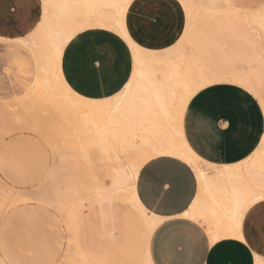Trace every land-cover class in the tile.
Here are the masks:
<instances>
[{
  "label": "bare ground",
  "instance_id": "obj_1",
  "mask_svg": "<svg viewBox=\"0 0 264 264\" xmlns=\"http://www.w3.org/2000/svg\"><path fill=\"white\" fill-rule=\"evenodd\" d=\"M42 2L45 7L36 28L29 38L18 39L30 50L36 63L34 81L20 102L32 100L34 108L44 117L47 114L52 117L61 147L57 148L59 161L49 175L50 181L39 185L35 195L60 214L68 228V249L59 264H94L78 245V232L87 209L107 201L125 202L139 207L150 231L153 230L155 223L142 208L136 193L138 173L149 159L161 152L171 153L190 163L199 180L210 174L185 140L184 112L192 96L209 81H240L244 87L253 89L250 82L253 64L264 52V6L255 11L241 10L227 7L230 4L226 0ZM143 2H149L152 9L163 15L178 12L176 15L183 20L184 27L176 45L161 49L137 39L131 14L133 7ZM221 16L242 21L254 35L255 52L248 70L230 77L208 72L191 58L188 49L195 26ZM91 26L110 28L123 37L126 32L127 38H124L134 53L130 86L106 100L78 95L62 73V55L69 42L66 38ZM34 108H30V113ZM244 163L253 169L248 174L264 172V139ZM243 199L231 198V211ZM3 202L0 201V212ZM216 203L219 202L216 200ZM200 208L203 205L190 215L203 219L199 214L205 208L202 211ZM220 233L235 234L227 226ZM0 264H4L1 258Z\"/></svg>",
  "mask_w": 264,
  "mask_h": 264
},
{
  "label": "crops",
  "instance_id": "obj_2",
  "mask_svg": "<svg viewBox=\"0 0 264 264\" xmlns=\"http://www.w3.org/2000/svg\"><path fill=\"white\" fill-rule=\"evenodd\" d=\"M226 1L241 10L255 11L264 6V0L255 7L241 0ZM18 4L19 1L14 0L16 7ZM8 5L7 0H0V23L3 27L9 24L21 37L20 16L17 11L11 14ZM177 13L163 15L156 8L152 9L149 2L136 4L132 9L131 22L136 29L137 39L161 49L176 45L184 27ZM149 23L152 25L151 31L145 27ZM74 36H79V39L66 44L61 62L68 86L90 100L113 98L117 95L113 89L122 82L128 84L132 78L135 59L131 45L118 32L102 26L87 27ZM191 39L188 46L191 58L218 76L230 77L242 72L244 64L250 65L255 52L254 35L250 28L232 17L221 16L196 25ZM30 54L32 70L25 92L31 87L36 73L35 59ZM263 57L264 52L253 64L250 77L255 96L243 91L239 84L232 85L231 80H219L199 89L186 106L182 123L185 140L199 158L203 169L210 174L207 172L209 175L199 180L196 170L186 160L175 155L168 157L182 160L191 170L187 186L190 192L194 189V203H190L187 210L193 212L197 208L199 211L198 208L203 205L200 209L205 208V211L199 215H203L205 221L199 216L193 217L204 226L203 230L178 215L175 209L182 207V202L176 204L174 195L165 197L163 192L153 193L148 198L151 208L144 203V188L150 178L143 169L150 159L138 173L136 193L142 208L155 223L152 231L139 207L120 201L104 202L109 206L122 203L137 210L143 222L146 247L134 264H140L146 257L149 245L161 264H248L249 250L243 242L236 239L235 234H221L220 230L225 226L232 228L234 211L230 208L231 198H246L264 189V172L248 174V170L253 169L247 168L244 163L260 146L262 139L258 140V136H264L261 132L264 129V115L257 112V107L264 109L263 104L253 103L262 94L258 86L257 66ZM72 85L75 87L72 88ZM117 91L121 92L120 89ZM69 238L70 234L62 258L68 249ZM112 238L117 236L113 235ZM78 245L82 254L90 260L80 242L79 232Z\"/></svg>",
  "mask_w": 264,
  "mask_h": 264
},
{
  "label": "rangeland",
  "instance_id": "obj_3",
  "mask_svg": "<svg viewBox=\"0 0 264 264\" xmlns=\"http://www.w3.org/2000/svg\"><path fill=\"white\" fill-rule=\"evenodd\" d=\"M18 1V7L14 0H7V4L11 14L17 11L20 16L21 37L9 24L3 27L0 23V35L7 40V44H0V197H6L0 198L4 201L0 255L4 264H57L69 231L62 216L36 198L35 191L50 181L49 175L59 161L60 136L50 115L44 117L32 100L20 102L31 74L32 57L18 39L30 37L45 5L42 0ZM241 1L255 7L261 0ZM247 70L244 64L243 71ZM257 75L264 93V57ZM30 108L34 112L30 113ZM85 214L80 242L94 264H134L141 257L146 235L137 210L122 203H104L87 209Z\"/></svg>",
  "mask_w": 264,
  "mask_h": 264
},
{
  "label": "snow or ice",
  "instance_id": "obj_4",
  "mask_svg": "<svg viewBox=\"0 0 264 264\" xmlns=\"http://www.w3.org/2000/svg\"><path fill=\"white\" fill-rule=\"evenodd\" d=\"M227 7L231 8L233 6L228 5ZM145 27L148 31L152 29L150 23ZM124 37L127 38L126 32L124 33ZM66 39H68L69 43H73L76 39H79V36L70 34ZM0 44H7V40L2 36H0ZM211 83L212 81H209V84ZM238 84L243 91L255 96L253 89L250 87L245 88L240 81H232V85ZM129 86L130 82L128 84L122 82L121 85H117V88L113 89V93L119 95L120 93L117 89L123 91ZM74 87L75 85H72V88ZM253 103H264V93L256 97ZM257 112L258 114L264 115V109L257 107ZM261 132L264 133V129H261ZM257 139H264V137L258 136ZM171 155V153L161 152L157 157L150 159L146 163L143 171L150 179L144 188V203L148 208H151V203H149L148 198L152 197L153 193L163 192L165 197L174 195L176 196V204L182 202V207H177L175 209L178 215L203 230L204 226L201 225L198 220H195L187 210L189 204L194 203V201H192L194 189L190 192L187 186V181L191 178V170L182 160L169 159L168 157H171ZM185 196H187L186 200L184 199ZM231 230L235 233V238L242 241L249 250L248 264H264V189L251 193L237 203L233 213ZM209 243H215V241H209ZM255 253H259V255L257 256ZM140 264H161V262L155 258L152 247L149 246L146 259H142Z\"/></svg>",
  "mask_w": 264,
  "mask_h": 264
}]
</instances>
